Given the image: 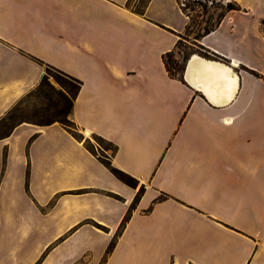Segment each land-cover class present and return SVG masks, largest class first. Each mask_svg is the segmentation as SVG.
Instances as JSON below:
<instances>
[{
    "label": "crops",
    "instance_id": "0c3cea01",
    "mask_svg": "<svg viewBox=\"0 0 264 264\" xmlns=\"http://www.w3.org/2000/svg\"><path fill=\"white\" fill-rule=\"evenodd\" d=\"M236 1L198 40L237 78L215 103L190 58L182 78L163 61L187 32L180 0H0V119L58 68L82 82L72 120L137 180L59 122L18 124L0 136V264H264V79L248 70L264 75V0Z\"/></svg>",
    "mask_w": 264,
    "mask_h": 264
},
{
    "label": "trees",
    "instance_id": "16d2710c",
    "mask_svg": "<svg viewBox=\"0 0 264 264\" xmlns=\"http://www.w3.org/2000/svg\"><path fill=\"white\" fill-rule=\"evenodd\" d=\"M132 0H128L127 5L129 7ZM187 2H181V7L183 12L189 17V24L187 27V31L192 29L193 26H196L198 28L199 32L196 35L195 40H200L203 36L209 34L212 32L216 27L219 26V24L222 22V20L225 18V16L233 11L241 10L242 7L237 3L236 0L229 1L225 6H223V10L218 14L216 18H213L208 15L209 8H208V1L205 0H186ZM149 0L142 3V5L132 8L137 13H144V9L147 6ZM213 3V2H212ZM192 11H197L198 15L195 17L192 14ZM206 15V17H205ZM262 25L264 27V19L262 20ZM180 40L177 42L176 49L179 48ZM196 45L199 47V50L191 49L189 52H184L182 60H179L175 57V51L167 52L163 55V61L165 63V66L170 73V75L174 77L182 78L183 71L185 68V64L187 60L190 58L191 55L194 53H199L200 55L210 58V59H216L215 56L211 55L208 50L202 46L199 43H196ZM49 69H53L56 73L55 79L60 84L59 89H55L49 81V75L46 72L41 80V82L38 84V86L35 88L39 90L42 94H44V98H50L47 96H50L49 91L45 89V87H48L50 90L55 92L59 97V102H56L54 104H51L50 106L54 109H56V113L53 116H45L43 115L40 117V119H37L36 121H31L30 119H23L21 121H17V113H16V105H14L1 119H0V125L3 124L5 126V131L0 133V136H7L9 135L12 130L20 123L23 122H29L34 123L38 125H49L54 122H59L64 127L68 129L69 132H71L77 139L83 140V137L79 134V132L76 131V123L72 120L71 114L73 110V104L74 100L77 96V94L80 91L81 88V80L73 77L64 71L55 68L53 66H47ZM252 74H254L257 77H261L264 79V75L260 74L259 72L248 69ZM61 103V104H60ZM99 140L106 141L112 145L111 142L107 141L103 137L99 135H94ZM89 141L86 140L85 144L91 151L92 148L88 145ZM113 146V145H112ZM100 160L102 163H104L111 171L112 173L121 181L126 183L129 186L136 187L137 186V180L129 175L128 173L114 167L111 165L110 161L106 158L100 157ZM141 195V190L135 197L134 201L132 202L131 206L129 207L119 229L116 232V235L112 239L111 243L108 246L106 256L113 250L116 240L118 236L122 233L124 230L128 220L130 219L132 212L136 206L137 201L139 200V197Z\"/></svg>",
    "mask_w": 264,
    "mask_h": 264
},
{
    "label": "rangeland",
    "instance_id": "374dc122",
    "mask_svg": "<svg viewBox=\"0 0 264 264\" xmlns=\"http://www.w3.org/2000/svg\"><path fill=\"white\" fill-rule=\"evenodd\" d=\"M147 0H132L130 6L132 8H136ZM181 2H187L186 0H180ZM208 1L209 12L208 15L216 18L218 14L223 10V6H225L231 0H205ZM213 2V3H212ZM192 14L197 17L198 12L192 11ZM206 17V15H205ZM199 32L196 26H193L192 29L188 30L182 38H180L179 48L175 51V57L179 60H182L183 53L189 52L191 49L199 50V47L196 45L198 43L195 40L197 33ZM199 54V53H196ZM200 55V54H199ZM49 75L50 84L57 90L61 86L55 79V71L53 69H49L46 67L45 73ZM47 91H49L50 98H44V94H42L39 90L34 89L30 94L26 97L22 98L16 104V115L17 121H21L23 119H30L31 121H36L40 119L43 115L45 116H53L56 113V109L52 108L50 105L56 102H59L58 95L50 90L48 87H45ZM61 104V103H60ZM29 123V122H28ZM5 131V126L3 124L0 125V133ZM76 131L83 137V140H88V145L92 148L94 153H96L99 157L109 158L112 152L114 151V147L106 142L99 140L96 136L90 135L86 136L83 131H81L76 125Z\"/></svg>",
    "mask_w": 264,
    "mask_h": 264
},
{
    "label": "bare ground",
    "instance_id": "6f19581e",
    "mask_svg": "<svg viewBox=\"0 0 264 264\" xmlns=\"http://www.w3.org/2000/svg\"><path fill=\"white\" fill-rule=\"evenodd\" d=\"M216 60L194 53L187 66L186 79L202 90L213 102L223 103L232 98L237 78L232 75L233 70L230 66L220 64ZM84 133L86 136L91 135L89 130H85Z\"/></svg>",
    "mask_w": 264,
    "mask_h": 264
}]
</instances>
